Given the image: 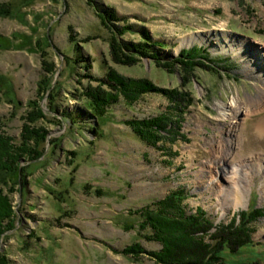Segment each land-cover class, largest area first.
I'll return each mask as SVG.
<instances>
[{"label": "rangeland", "instance_id": "1", "mask_svg": "<svg viewBox=\"0 0 264 264\" xmlns=\"http://www.w3.org/2000/svg\"><path fill=\"white\" fill-rule=\"evenodd\" d=\"M21 4L23 21L0 19V35L11 43H22L15 33L31 40L22 49H0V75L12 83L15 103L22 102L15 106L4 94L7 89H0L2 130L19 140L26 104L38 98L46 76L35 45L46 37L57 50L48 48L49 59L57 65L53 84L61 85L57 107L64 121L60 126L44 123L49 137H61L60 147L48 153V145L45 156L33 161L37 164L30 170L27 194H14L16 224L3 234L0 253L12 264H159L155 256L162 244L145 238L149 230L138 232L139 213L179 192L189 216L201 217L202 210L213 222L210 231L194 234L203 247L199 263L193 259L195 264H264V0ZM98 6L103 11L114 9L122 24L131 26L125 40H146L147 33L163 60L197 49L218 62L201 58L209 67L191 72L179 65L169 72L151 57L130 66L118 64ZM104 62L125 76L184 92L191 105L173 104L161 93H146L134 104L121 100L109 108L95 133L96 120L84 107L85 100L78 98V88L91 83L88 74L105 79ZM232 100L244 108L232 125L237 126L239 146L230 131L236 120L224 119L221 111V105ZM41 104L49 114L47 99ZM160 116L165 117V129L158 132L162 140L156 145L141 140L128 123ZM226 154L227 159L220 161ZM234 168L241 171L236 182L243 183L239 184L245 191L242 205L235 203L232 183L225 177ZM253 209L258 214L247 234L249 241H255L253 247L246 239L245 246L227 253V245L224 248L213 236L222 225L237 226L241 215ZM126 224L131 226L126 229ZM137 243L141 248L137 255L124 252Z\"/></svg>", "mask_w": 264, "mask_h": 264}, {"label": "trees", "instance_id": "2", "mask_svg": "<svg viewBox=\"0 0 264 264\" xmlns=\"http://www.w3.org/2000/svg\"><path fill=\"white\" fill-rule=\"evenodd\" d=\"M29 2L30 0L0 2V19L16 18L23 21L24 13L21 3L29 4ZM97 10L101 24L111 32L109 42L111 55L118 64L130 66L139 63L143 57H151L156 60L157 66L169 72L173 71V67L176 65L183 68L185 72H191L196 67H209V65L202 62L201 58L218 62L197 49L183 50L178 57L168 61L163 60L154 51L155 44L150 42L151 37L147 33L145 35L146 40L139 42L127 41L124 36L131 30V26L124 22L122 24L121 18L117 16L114 9L106 8L103 11L98 6ZM14 37L21 39L22 43L16 41L11 43L12 40L0 35V49H8L11 46L22 49L31 43V40L28 39L29 37L23 34L15 33ZM35 45L42 57L46 76L43 77L39 84L38 98L26 104L27 112L23 118L24 123L18 141L2 130V122L0 121V245L3 234L11 232L15 227L16 212L13 205V196L16 192H20L22 196L27 194L28 177L32 174L30 170L37 164L33 161H38L45 156L48 145H50L48 153L49 151L53 152V150H57L60 147L59 142L62 141L61 137H49V130L44 125V123H54L60 126L64 121L63 117H58L57 107L61 85L58 83L56 85L53 84L57 65L49 59L48 48L53 47L54 51L57 50L54 48L50 37L44 38L39 43L35 42ZM36 48L35 46L32 47L34 50ZM65 59L68 61L67 57ZM105 64L107 67L105 79H94L92 75L88 74L85 77L89 78L91 83L78 88L79 92H81L78 98L85 100L84 107L96 120L95 133H98L99 124L106 117L109 108L118 104L121 100L128 104H134L146 93H161L168 97L173 104L181 105L186 102V105H191V99H188L189 95L184 92L162 89L147 79L125 76L109 64ZM93 81L97 84H93ZM2 88L7 89L4 94L9 97L10 101L15 103L13 99L15 96L11 90L12 83L6 80L3 75H0V89ZM45 98L47 99L46 107L49 114H47L41 104ZM17 104L22 106L20 101H17L15 106ZM69 118L71 117L69 116ZM164 119L165 117L160 116L152 121L146 119L131 120L128 123L141 140L151 145H156L162 140L158 132L165 129ZM181 197L182 195L179 192H174L162 201L146 206L139 213L141 222H139L138 226L141 228L138 229V232L140 233V230H149L144 233L145 238L162 244L161 251L156 252L155 256L159 264H195L194 260L199 263L198 259L203 247L197 243L198 238L194 234L201 231L205 233L213 227V222L205 217L202 210H200L201 217L189 216L181 207V201L183 200ZM256 211L253 209L243 213L240 218L241 221L235 227L230 228L228 227L229 224L220 226L221 230L216 232L217 234L213 236V239L223 244L224 248L227 245L229 250L227 253L232 252L231 250L242 248L245 240H248L249 235L247 234L253 231L251 223L253 217L258 214ZM235 222L234 220L232 226ZM130 226L126 224L125 228L127 229ZM229 243L233 247H230ZM254 243L255 241L251 242L248 240L247 245L253 247ZM195 244L200 246L196 247ZM210 246L213 247L214 245L210 244ZM139 247L140 244L137 243V245L125 248L124 252L127 255L135 256L141 251ZM195 250L201 251L196 254ZM0 264L12 263L6 254L0 253Z\"/></svg>", "mask_w": 264, "mask_h": 264}, {"label": "bare ground", "instance_id": "3", "mask_svg": "<svg viewBox=\"0 0 264 264\" xmlns=\"http://www.w3.org/2000/svg\"><path fill=\"white\" fill-rule=\"evenodd\" d=\"M262 55H264V52L262 53ZM234 99V98H233ZM239 101L238 100H232L229 104H222L221 105V111H222V113H223V115H224V119H225V117L227 118V117H231V116H233L232 118H234L236 121H234L232 124H230V131L232 130L233 132H232V135H236L237 136V138H238V146H239V136L236 134V128H237V126H232V125H236L237 124V122H238V120L237 119H239V116H240V114L243 112V110H241V109H244V108H242L239 104L237 105V103H238ZM241 102V101H240ZM230 135V134H229ZM237 145V144H236ZM231 147H232V150H234V149H236V146H233L232 144L230 145ZM234 148V149H233ZM229 153H231V149H230V152ZM228 153V154H229ZM233 154V153H232ZM231 155V154H230ZM225 159H222V160H220V161H225L226 159H227V154L225 155V157H224ZM220 161H218V165H220L219 163H221ZM241 171L240 170H238V169H233L232 171L230 170V172H228L229 174H227L226 173V179L230 182V183H232V185H231V187H232V191H230V192H232L233 193V195H234V200H235V203L237 204V205H242L243 203H244V201H245V191H244V189L239 185L240 183L241 184H243L242 183V181H238V184H237V182H236V179H238V173H240ZM207 174H209V175H211V176H213L214 174H211V173H208L207 172ZM237 175V176H236ZM211 176H209V178L211 179ZM212 186H217V183L215 184H212Z\"/></svg>", "mask_w": 264, "mask_h": 264}, {"label": "water", "instance_id": "4", "mask_svg": "<svg viewBox=\"0 0 264 264\" xmlns=\"http://www.w3.org/2000/svg\"><path fill=\"white\" fill-rule=\"evenodd\" d=\"M49 136H51V135H49Z\"/></svg>", "mask_w": 264, "mask_h": 264}]
</instances>
